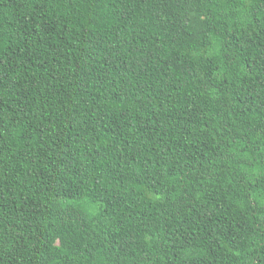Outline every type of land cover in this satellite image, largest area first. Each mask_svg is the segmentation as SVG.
Listing matches in <instances>:
<instances>
[{
    "label": "trees",
    "instance_id": "1",
    "mask_svg": "<svg viewBox=\"0 0 264 264\" xmlns=\"http://www.w3.org/2000/svg\"><path fill=\"white\" fill-rule=\"evenodd\" d=\"M0 264H264V0H0Z\"/></svg>",
    "mask_w": 264,
    "mask_h": 264
}]
</instances>
